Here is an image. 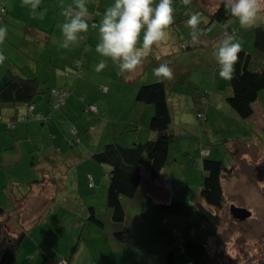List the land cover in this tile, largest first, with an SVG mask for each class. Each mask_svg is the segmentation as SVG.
<instances>
[{"label": "rangeland", "instance_id": "1", "mask_svg": "<svg viewBox=\"0 0 264 264\" xmlns=\"http://www.w3.org/2000/svg\"><path fill=\"white\" fill-rule=\"evenodd\" d=\"M198 1L200 5L191 0L187 4L184 0H174L175 20L167 29L168 34L169 32L172 34V39L169 41V37L167 36L163 42L153 45V48L161 51L159 56L161 55L163 59H160L161 57L158 58L157 54L151 51L142 63L144 67L143 76L139 81L140 84L138 83L139 85H143V83L147 84L159 81L160 79L154 77L153 69L161 63L168 64L173 69L174 74H179L178 77H176V74L170 84H167L166 92L172 115L171 130L174 140L169 147L171 160L168 161L164 170H167L166 173L171 174L168 178V187L162 182L160 188L153 191V194L155 197L158 194L157 198L159 199L169 197V200L184 203L186 211L180 214L163 213L158 206L159 204L153 203V197L145 196L146 186L143 179L138 199L127 208L126 225L129 227V233H131L130 239H135L134 242H130L132 246L127 250H133L136 253V259L133 258L136 264H165L164 252L168 246L166 238L168 237L169 230L181 228L187 221H194L192 222L191 229L193 231L198 230L203 238H205L207 249L206 264H264V168L255 169L253 165L251 166V160L249 161L248 158L242 157L243 151H247L243 143L252 135L251 128L245 126L246 130H243L237 138L236 135L238 134H236V131L238 132V130L233 131L229 128L231 119L235 128L239 127L235 117L231 118L228 112H224L223 109L214 111L212 108L213 99L209 100L212 107H208L207 112L200 104V102L202 103L200 96L203 92L208 91L211 98L219 94V91L216 89L218 86L214 82V73L211 69H215L218 66L214 58V50L219 41L226 35L219 29L220 27L218 28L212 25L214 24L213 22H209V17L200 7L203 5L207 9H212L215 2L219 3L221 0ZM262 9H264V4H262ZM193 12L200 15L202 23L210 25L208 34H204L202 27H200L201 30L197 33L195 39L193 38L191 29L187 26V19ZM263 19L264 11L261 12L255 26L264 25ZM229 23L235 30V32L231 30V34L235 33L237 35L242 47H248L250 44L252 47L253 29L255 26L246 30L241 29L234 17L230 18ZM216 30L218 34L215 36L219 38L218 41L213 36V34H216ZM18 31L13 34H17L22 38L25 33L23 30ZM173 34L176 35L174 36ZM13 36L8 34L3 44H0V51L7 57L4 64L0 65V71L6 72L7 69H10L12 73L15 71H22V75H24L23 72L30 73L29 70H26L28 67L23 64L28 59L24 49L25 42L28 39L25 38L24 47H19L14 44ZM182 42L184 48L181 47ZM187 45L188 47H186ZM171 50L173 51L171 52ZM168 52H171L170 59L165 57V54H168ZM84 69L82 68L83 73L79 77L81 76V80L86 78V84L95 89L93 92L87 93L88 95H85L83 92L79 96L74 94L75 98L83 96L85 99L84 102L79 101L78 104L85 103L88 97L93 99V103L99 108V113H94V115L100 119L111 120L109 114L113 113L111 115L113 118V115L116 113L117 117H119L118 119H121L122 115L128 110L127 108L121 110L124 104L120 99H125V95L120 94L118 96L113 90L121 89L118 93H125L128 92L127 90H131L132 84L129 83V80L123 78L124 75L120 73L118 75L116 71L113 73V85L111 88V81L107 79L108 73L105 74L106 76L97 73L90 76ZM216 73L218 74V71ZM45 83L47 87H52V83L49 80L48 83L47 81ZM103 88H106V90H102ZM110 88L112 89L111 95L113 97H110L108 94L107 89ZM84 89L88 90L89 87ZM65 90L70 91L69 89ZM108 96L113 99L111 102L106 100ZM106 101L109 114L106 113L105 108H102ZM65 106L61 107L62 110H64ZM17 107L23 108V105H18ZM6 108L12 109L14 106L7 107L6 105H0V113L2 111V115L3 110ZM84 109L82 105H79L78 108L74 107L73 110L68 109L66 112L67 120L64 119V123L65 121L68 122L71 125V129L73 126L77 127L78 132L77 135L71 134L67 138V141H70L68 143L73 147L64 145V143L62 144V152L66 155L71 153L70 150L81 153L86 152L87 148L91 149L94 147L99 138L101 126L98 129H89V131L88 127L85 126L88 125V118H86V115H81L82 112L84 113ZM197 111L205 113L206 118H198L196 115ZM151 116L147 118V124H149ZM85 118L86 122H84ZM11 120H6L4 113L0 121V131L3 130L5 133H8L16 125L22 124L17 122L14 127L7 129L4 122ZM58 122L59 127L63 126L60 119ZM77 122L79 124H76ZM42 123L39 122L38 124ZM145 126L147 127V125ZM43 127L39 125V129ZM141 129L142 127H138V130ZM96 132L98 136H95ZM132 132V134H136L135 132L137 131L133 130ZM234 134L236 135L234 136ZM59 136L61 135L59 134ZM257 136L259 135H254V137ZM260 137L261 141H263L262 143H264V132ZM103 138L105 137L103 136ZM123 138H125V134L122 135ZM238 141V150L235 149L233 153L232 148L234 143ZM8 142L9 139H6L4 133H1L0 146L3 148H0V161L5 155L6 158L4 166L0 169V205L11 217V221H7L6 223L8 233L14 234L18 232L19 229L16 227L22 226V221H25L23 229L26 232L18 250H39L42 254L41 258L45 251L51 254L52 250H67L66 257L68 259L71 258L72 254H76V258H78L81 253V262L85 264L87 262L85 256L87 250H106L107 253L111 251L113 253L114 250H118L115 244L126 248L129 247L127 239L121 243L113 237V233L116 231H120L123 236H126L127 233L124 232V227H121L122 224L113 221L108 213L110 211L106 203V193L109 183L108 165L98 163L94 159L93 161L91 157L89 159L72 158L65 161L62 167L64 174H56L58 177H62V180L51 178L59 188L58 195L64 192L70 195L71 198L74 196L75 199L79 200L80 208L82 207L81 201L84 202L86 207H95L96 216L104 223V226L100 227L99 225L87 222L85 218L83 219L82 215L81 220L79 219L80 224L75 227L77 222L72 217L73 214L76 216L77 211L73 210V204L46 202L43 206L40 197H37L39 194H36L35 188L41 184V180L46 179L44 176H41V173L48 172L49 168L43 164H37L33 167L29 159H22L20 162H17L18 160L10 158L13 149L6 150L4 148V145ZM188 146L189 148L187 149ZM193 146H197L196 152L192 149ZM97 149L98 152L99 148ZM202 157L220 158L223 159L226 165H235L233 173L221 177L225 200L224 207L217 212L212 209V213H216L219 217L217 224L207 223L193 210V206L197 202L203 204L198 197L203 174L200 169ZM9 161L11 162L6 164ZM87 172L93 174V187H88L87 185ZM4 179L12 186V195L15 196L13 200L8 199L6 196V187L8 185L6 186ZM32 193H34L33 198H31ZM58 195L55 199H57ZM23 196H28V198L24 202H21ZM231 205L249 210L251 213L250 217L245 220L233 218L230 214ZM69 210L70 212H67ZM71 226H74L73 229ZM68 229L70 232H68ZM1 236L3 237L2 230H0V238ZM0 250H2L1 246ZM174 251L178 264H190V259L177 247L174 248ZM116 252L114 251V256L117 255ZM120 252L121 258H119L120 261L118 260V262L119 264H124L127 254L122 250ZM110 254H108V258L111 256ZM154 255H158L159 258L157 260L153 259ZM102 256L104 257V255ZM93 257L94 259L100 258L99 255L94 254Z\"/></svg>", "mask_w": 264, "mask_h": 264}, {"label": "crops", "instance_id": "2", "mask_svg": "<svg viewBox=\"0 0 264 264\" xmlns=\"http://www.w3.org/2000/svg\"><path fill=\"white\" fill-rule=\"evenodd\" d=\"M217 2V1H216ZM214 4L215 9L217 4ZM113 3V0H88V10H89V23H90V29L87 33L82 34L83 38L80 39L77 43L70 45L68 49L62 48L60 45L63 40V36L60 30L61 24L65 20L64 13L68 10L75 11V5L74 0H41V4L39 6V9L36 12H33L29 7L25 6L22 3V0H6V6L8 9V12L4 15V20L0 23V25H4L8 29V34L14 35L13 39L15 41V45L19 47H24V41L25 38L28 40L25 42V52L27 54V61L23 63L25 66L28 67L30 73H24L28 77L35 78L39 82L40 88L42 89L41 92H39L34 97V102L32 103V108L28 110L26 105H23V108L17 107L12 104H0V105H6L8 106H14V108H6L3 110V115L5 113L6 120L14 119L15 117H21L25 114H29L32 118H29L26 122L18 121L22 124L16 125L15 128L12 130H9L8 133H5L3 130L0 131L1 133H4L6 139H9V142L4 145V148L6 150H12L13 152L11 154L12 159L18 160L17 162H20L22 159H29L31 161V165L35 167L37 164H43L46 167H48V172H42L41 176H44L46 179L41 180L39 185L36 186L35 191L36 194H39L42 205L47 202L55 203V202H61L66 204H73V210L77 213L76 216L73 214V219L76 220V225L80 224L79 219L81 220V217L83 215V219L85 218L87 222H90L95 225H99L100 227L104 226V223L101 221V224H96L88 219V214L90 211V207L93 208V212L96 215L95 207L89 206L86 207L83 201H81L82 210L79 207V200L75 199L74 196L71 198L70 195L65 194L64 192L61 194H57L59 191L58 186H56L55 182L51 180V178H59V180H62V177H58V174H64L62 171V167L68 159L72 158H81V159H91L93 160V154L97 152V148H99V151L102 149V147L110 143L112 141L118 142L119 144L123 146L130 145L132 142H143L147 139H150L154 136V132H152L147 124V118L153 114V106L146 103L138 102L136 100V92L137 88L140 86L139 81L142 79L143 76V70L144 67L140 65L134 72L132 73H126L123 74V78L126 80H129V83L132 84L131 90H127L128 92L125 93H118L121 91V89H114V93L125 95V99H120L121 102H123V106L121 107V110L123 108H127L126 113H124L121 117V119H118L116 113L113 115L109 114V108L107 105V101L111 102L113 99L110 98L112 95L111 88L113 85V76L114 72L118 73L119 75V69L116 64H114L110 59L101 57L96 51H95V45L98 42V28L97 27H91V22L94 20L96 22V25H98L99 21L102 19V15L104 13V10L111 6ZM40 9H43L44 15L41 17L40 15ZM8 18V19H7ZM264 20V19H263ZM215 25L219 28V25L214 21ZM229 23V22H228ZM230 26V23L228 24ZM262 25V24H260ZM221 29V28H219ZM18 30L25 33L22 38L17 35L13 34L14 32H19ZM203 33L208 34L210 31V25L208 27H204ZM207 31V32H206ZM235 32V30H234ZM216 34H213V36L218 34V31L216 30ZM174 36L176 34H173ZM169 41L172 39V34L169 32L168 34ZM216 37V36H215ZM214 37V38H215ZM216 40L218 41L219 38L216 37ZM13 41V42H14ZM19 43V44H18ZM245 49L251 50V44L248 45V47H243ZM153 53L155 52L157 54V57L160 59H163V57L159 54L161 51L155 48H152ZM173 50H171L172 52ZM171 52H168V54H165L166 58L170 59ZM49 57V59H48ZM104 59L107 63V67L103 69L102 71L97 72L95 70L96 65L98 62ZM80 61V65L77 67L75 65V61ZM82 68H85L86 73L90 76L92 74H99V75H107V79L111 81V88L107 89L108 91V98L106 99V103L102 108H105L106 113L109 114L108 119H100L98 116L94 115V113H99V108L96 104L93 103V99H90L87 97V101L83 104H78L79 101L84 102V97L80 96L79 98H75L76 94L79 96L81 92H83L85 95H88L87 93L93 92L95 89L94 87L88 86L86 84V78L81 80L83 70ZM109 70V71H108ZM213 70V75L215 77V83L216 86H218L216 89L219 91L218 95H215L214 98H207V102H200V104L204 107V110L207 112L208 107H210V99H213V110H224V112H228V115L231 116V118H234L238 122V128H235L233 121L231 119V124L229 126L230 129L233 131H236L237 138L239 134L243 132V130H246L245 126H249L251 128L252 135L245 140V143L241 142L245 145V149L247 151H243L242 157H246L251 160V166L255 169H263L264 168V143L261 141V135L264 132V91L260 92L257 99L252 104L253 107V113L250 117L242 119L239 117L225 102V97L229 95L230 88L228 86V80L221 79L218 74L216 73L217 69H211ZM12 72V70L7 69L6 72L0 71V86L3 84L5 78L7 77V73ZM17 72V71H15ZM22 72V71H20ZM86 74V77H87ZM177 74V73H176ZM173 76V79L175 78V75ZM179 74L176 75L178 77ZM96 77V76H95ZM48 80L52 83V87H47L46 81L48 83ZM167 84H170L171 80L163 79ZM226 81V82H225ZM139 83V84H138ZM69 86V87H68ZM86 87H89L88 90L84 89ZM120 87V86H119ZM52 88H56L59 90V92H65L63 103H61L59 106L55 107V97L50 93ZM65 89H69L70 91H66ZM167 90V89H166ZM222 90V91H220ZM135 96V98H134ZM113 97V96H112ZM110 98V99H109ZM201 98V96H200ZM142 103V104H141ZM205 104V105H203ZM65 106L64 110H62V106ZM79 105H82L85 109L83 110L81 115H86L88 125H85L88 127V130L95 129L101 126V130L99 131V136L97 132L95 133V136H98L97 142L94 144V147L91 149L87 148V151L84 153L81 152H74L70 150V154L66 155L62 152V144L71 146L67 141V138L72 135H77V127L74 126L71 129V125L65 121L67 111L68 109H72L74 107L78 108ZM90 105H95L97 108V111L94 112L89 109ZM130 105V107H129ZM208 105V106H207ZM199 107H201L199 105ZM61 109V110H60ZM65 111V113H64ZM200 112L203 116L202 118H206V114L202 111ZM120 114V113H119ZM197 114V113H196ZM2 111L0 113L1 118H3ZM86 118L84 119L86 122ZM61 120L63 123V126L59 127L58 120ZM109 121V122H108ZM39 122H43L42 124H38ZM17 123V122H16ZM37 124V125H36ZM76 124H79L78 122ZM40 127H43L42 129H39ZM147 125V127L145 126ZM138 127H142V131L138 130ZM79 128V127H78ZM137 129V130H136ZM89 130V131H90ZM136 134H132V131ZM250 132V130H249ZM58 134V135H57ZM59 134L61 136H59ZM125 134V138L122 139V135ZM259 135L257 137H254V135ZM103 136L105 138H103ZM120 136V137H119ZM233 136V137H234ZM232 137V138H233ZM260 137V138H259ZM79 138V137H77ZM103 138V139H102ZM121 138V139H120ZM105 142V143H104ZM250 144H249V143ZM238 144L234 143L233 146V153L234 150H238ZM11 145V147H10ZM194 145V144H193ZM197 147V146H196ZM196 147H192V149L196 152ZM0 148H3L0 146ZM189 146L187 147V149ZM231 149V147H230ZM89 150V151H88ZM1 151V149H0ZM208 153V152H207ZM83 154V155H82ZM6 158L3 156L1 158L0 163V169L4 166V160ZM168 158L170 159V153L168 150ZM39 160V161H38ZM15 161V162H16ZM94 161V160H93ZM11 161L7 162L6 164H9ZM168 163V162H167ZM27 164V163H26ZM69 164V163H66ZM232 165V164H231ZM172 166V164H170ZM164 168L160 171V174L157 178L151 179L149 177V173L147 170L142 171V175L144 176L145 180V186H146V192L145 196H151L153 197L152 201L154 204L160 207L161 203H169L173 200H169L170 198L160 197L161 199L157 198L159 195L157 194V197L154 196L153 191H155L157 188H160L161 183L163 182L164 185L168 187V178L170 174L166 173L167 170H164ZM201 169V166H200ZM50 170V171H49ZM202 170V169H201ZM65 172V171H64ZM109 172V171H108ZM57 174V175H56ZM93 174L90 172L86 173V179H87V185L88 187H93ZM161 175V176H160ZM90 176V179H89ZM226 176V175H225ZM43 177V178H44ZM224 177V176H223ZM9 180V178H8ZM91 180L92 185H89V181ZM4 182H6V196L8 199L13 200L15 199V196L12 195L13 189L12 186L9 185L8 181L4 179ZM84 182V179H83ZM142 182V181H141ZM13 185V184H12ZM141 183L139 185L138 191L136 195L129 199L125 200L123 199V206L125 210V218L123 223H121V227H124V232H126V236H120L116 235L115 233H120V231H116L113 233V237L115 240L123 243L125 239H127L129 243V247L119 246L117 251V255H113L114 251L107 253L106 250H87L86 252V259L87 262L85 264H119L118 260L121 253L120 251H124V253L127 254V257H125L124 264H133V258H135L136 253L133 252V250H127L130 249L132 244L130 242H134V238L130 239L131 233H129V227L126 225V219H127V213H128V207H130L131 203L138 199L139 195V189H140ZM33 194L31 198H33ZM41 194V195H40ZM58 195L57 199L56 196ZM28 196H23L22 201L24 202L25 199L27 200ZM165 198V199H164ZM77 206V209H76ZM79 207V208H78ZM72 210V209H71ZM162 210V209H161ZM67 212H70L67 211ZM165 213L164 211H162ZM109 216L111 218V210L108 212ZM97 217V216H96ZM23 218V217H22ZM98 218V217H97ZM112 219V218H111ZM25 224V221H22ZM75 222V221H74ZM20 225L21 228L25 227V225ZM72 224V223H71ZM72 229L74 226H71ZM26 231V230H25ZM68 232L69 229H68ZM111 240V236H110ZM0 246L2 247V236L0 238ZM127 250V251H126ZM51 253L52 257L56 260V262H60L62 260L67 261L66 264H82V255L79 254L78 258H76V254H72L71 258H67V250H52ZM83 252V251H82ZM1 253V250H0ZM135 253V254H134ZM84 254V253H83ZM94 255H99L100 258L93 257ZM108 254L109 256L108 258ZM41 253L39 250H17L16 255L14 256L11 264H38L41 259ZM104 255V257L102 256ZM153 259H158V255H154ZM99 259V260H98ZM136 259V258H135ZM101 261V263H99ZM120 261V260H119ZM136 262V261H135ZM149 264V263H148ZM166 264V263H165Z\"/></svg>", "mask_w": 264, "mask_h": 264}, {"label": "trees", "instance_id": "3", "mask_svg": "<svg viewBox=\"0 0 264 264\" xmlns=\"http://www.w3.org/2000/svg\"><path fill=\"white\" fill-rule=\"evenodd\" d=\"M191 1L200 5L198 0ZM5 3L6 0H0V23L4 20L6 12H8ZM202 6L200 7L209 17V22L215 21L225 35L231 34V30L234 32L231 25H228L232 16L225 11L222 0L213 10ZM93 24H96L94 20L91 22V27ZM200 27L204 29V27H208V23H202ZM181 47L184 48L183 42ZM75 62L78 67L80 61L76 60ZM218 67H216V71H218ZM228 86L230 92L225 97V102L242 119L250 117L253 113L252 104L259 93L264 91V25L254 27L252 49L248 50L242 47L236 64V71L233 78L228 80ZM166 89L165 80H159L147 84L143 83V85L139 86L136 93L138 102L153 106V114L148 124L149 129L154 132L152 138L143 142H133L127 146L112 141L105 144L100 151L92 155L96 162L109 166L106 203L111 210L113 221L123 223L125 218L123 199H131L136 195L144 178L142 171L144 169L147 170L151 179L157 178L160 171L169 161L168 150L174 138L171 130L172 115ZM41 90L37 79L28 77L25 74L22 75L18 71L8 72L7 77L0 86V104L26 105L29 110V106L33 105L34 97ZM52 90L56 91L57 94L55 95ZM50 93L55 97V101L58 100V96L61 94L65 96V92H59L56 88H52ZM209 96L208 91L203 92L200 100L207 102ZM90 106L89 109L92 110ZM196 115L198 118L203 116L200 112H197ZM21 117H15L8 121L14 123L11 127H8L7 122H4L6 128L11 129L14 127ZM29 118L32 117L30 116ZM200 165L203 174L198 197L203 204L197 202L193 206V210L207 223L217 224L219 217L216 213H212V209L217 212L224 207L225 200L221 177L233 173L235 165H226L223 159L209 157H202ZM160 208L165 213L180 214L186 211L185 204L176 201L161 203ZM89 209L88 219L96 224H101L99 218L94 214L93 208L90 207ZM10 219V215L0 205V230L3 232L0 264H10L12 262L26 232L25 229L18 226L16 227L19 229L16 232L17 234L8 233L6 223L11 221ZM192 222L187 221L183 227L173 228L179 235L173 229L169 230L166 238L168 246L164 252L166 264H178L175 257V247L190 259V264H206L207 249L205 238L198 230L193 231L191 229ZM115 234L118 237L122 236L121 232ZM179 243L180 246L178 245ZM66 263L67 261H65ZM38 264H58V262L48 251H45Z\"/></svg>", "mask_w": 264, "mask_h": 264}, {"label": "clouds", "instance_id": "4", "mask_svg": "<svg viewBox=\"0 0 264 264\" xmlns=\"http://www.w3.org/2000/svg\"><path fill=\"white\" fill-rule=\"evenodd\" d=\"M190 3V0H184ZM22 3L33 12L39 9L41 0H22ZM174 0H113L111 6L104 10L98 25V42L95 51L104 58L110 59L118 66L121 75L134 72L144 59L151 53L153 45L166 40L167 29L174 22ZM225 11L236 18L241 29H249L256 25L264 9V0H222ZM75 11L71 9L64 13L65 20L60 26L63 36L61 47L68 49L70 45L83 38L82 34L90 29L88 0H74ZM43 17L44 11L40 9ZM202 19L193 12L187 19L193 38L200 32ZM8 36V29L0 25V44ZM242 45L235 33L226 35L219 41L214 58L221 79L231 80L236 71V64ZM7 57L0 51V65ZM101 59L95 67L97 72L107 67ZM157 79H173V69L166 63H161L153 69Z\"/></svg>", "mask_w": 264, "mask_h": 264}, {"label": "built area", "instance_id": "5", "mask_svg": "<svg viewBox=\"0 0 264 264\" xmlns=\"http://www.w3.org/2000/svg\"><path fill=\"white\" fill-rule=\"evenodd\" d=\"M75 63H76V62H75ZM76 64H77V63H76ZM104 90H106V88H104ZM52 91L54 92L55 95L57 94L56 91H54V90H52ZM63 97H64L63 94H61L60 96H58V100L55 101V104H54L55 107H57L59 104L63 103V100H64ZM31 108H32V106H29V109H31ZM90 108H91L93 111H97V108H96L95 105L90 106ZM29 117H30V116H29L28 114H27V115H23L21 118H19V121H26ZM13 124H14L13 122H7V126H8V127L13 126ZM89 179H90V176H89ZM89 185H90V186L92 185L91 180L89 181ZM173 231H174L177 235H179L178 232H177L176 230L173 229ZM178 245L180 246V243H179ZM58 264H65V260L60 261ZM134 264H136V263H134Z\"/></svg>", "mask_w": 264, "mask_h": 264}, {"label": "water", "instance_id": "6", "mask_svg": "<svg viewBox=\"0 0 264 264\" xmlns=\"http://www.w3.org/2000/svg\"><path fill=\"white\" fill-rule=\"evenodd\" d=\"M230 214L237 220H245L250 217V211L239 206L231 205Z\"/></svg>", "mask_w": 264, "mask_h": 264}]
</instances>
